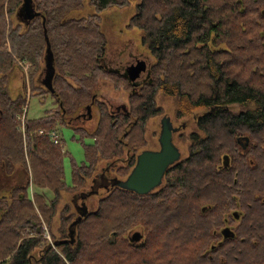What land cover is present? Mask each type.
Masks as SVG:
<instances>
[{
    "label": "trees",
    "instance_id": "16d2710c",
    "mask_svg": "<svg viewBox=\"0 0 264 264\" xmlns=\"http://www.w3.org/2000/svg\"><path fill=\"white\" fill-rule=\"evenodd\" d=\"M131 2L125 29L141 32L154 60L140 85L102 62L101 15ZM86 5L90 13L74 16ZM29 12L23 25L13 23ZM48 48L50 88L38 78ZM19 62L33 66L30 95L55 104L24 121V140L16 117L26 82L17 96L8 92ZM102 81L127 93L125 110L98 99ZM159 94L174 100L177 119L193 117L195 126L177 133L187 155L161 186L141 196L114 185L93 211L76 216L69 203L58 211L62 193L75 195L101 162L120 160L117 177L128 176L147 146V121L163 113ZM88 106L96 112L90 130L72 124ZM67 126L82 146L81 163L62 137L54 144L46 135ZM245 138L243 149L238 139ZM0 166H22L29 176L0 197V264H264V0H0ZM56 215L58 237L50 233ZM136 228L143 237L131 243Z\"/></svg>",
    "mask_w": 264,
    "mask_h": 264
},
{
    "label": "rangeland",
    "instance_id": "374dc122",
    "mask_svg": "<svg viewBox=\"0 0 264 264\" xmlns=\"http://www.w3.org/2000/svg\"><path fill=\"white\" fill-rule=\"evenodd\" d=\"M134 3L131 2L130 5L126 6L125 8H110L107 9L105 12L102 13V21L101 27L104 32V35L107 39V47L105 56L103 58V64L108 68L112 69L114 71H117L118 73L124 74L120 71V69H125V66L130 65L134 60H146L147 68L151 66L153 63V57L150 56L148 51L145 47L141 46L140 43V37L141 32L138 30H132L128 31L125 29L126 21L133 15L134 13ZM91 8H89L87 5L85 6V9L82 10L83 12H77L74 13V16H81L84 14H88L91 11ZM27 19L25 17H13V23L16 25V23H25ZM123 51L122 60L124 61L121 63L120 67H118L115 61H117L118 56L120 52ZM19 69L22 72V82L26 80L27 75L31 69L32 65H30L29 62H22L19 64ZM24 67H28L27 72H25ZM43 67V64H42ZM146 73H144L145 75ZM45 76V75H44ZM43 76L40 77V80ZM144 78V77H143ZM148 78V77H147ZM146 78V79H147ZM45 79V78H44ZM27 84L26 87V104L25 107H23V113L19 116L24 115V121H26L27 118H36L45 115L46 111L50 110L51 107H55L54 100L49 95H46L45 100H41L39 98V94H31L30 95V87L28 86V81H25ZM98 99L101 101H104L108 104L111 111L117 112L121 110H125L126 103H127V93L124 91H115L111 88L110 84L107 82L102 81L100 84L99 89H97ZM44 99V98H43ZM157 103L159 106H161L163 113L160 116H154L151 117L148 121L146 126V140H147V146L144 148V150L149 151H157L159 150V142L158 137L161 129V120L163 118H168L169 125L173 129L176 128L175 133L173 134V143L178 148L181 156L180 158H183L187 155V145L185 142H182L178 137L177 133L183 131L188 132L192 129H195V126L193 124V117L189 118H183V119H177L174 116V109H175V102L171 98H167L162 95L157 96ZM25 109V112H24ZM87 111L82 109L80 111V116L77 120H74L72 124L77 126H83L84 128H87L88 130L93 129L95 122H96V112L95 109H92L87 113V116L84 115L83 118L82 114H86ZM27 114V118L26 117ZM77 114V115H79ZM17 116V117H19ZM16 117V118H17ZM179 130H178V129ZM23 125L20 121V127L19 131L22 133V137L24 140V131H23ZM38 130L36 132L37 135H39ZM56 131V130H54ZM44 132V131H43ZM51 132V131H50ZM60 137L63 138L64 142V149L69 155H71L74 160L77 163H81L83 158V149L80 143L74 141L71 139L73 135L72 129L70 127H59V129L56 131ZM49 132L46 133L48 136ZM49 137V136H48ZM87 143H91L90 139L85 140ZM122 164L120 160H112L109 162H101L100 165L97 166V169L95 173L92 175L90 179H87V182L85 186L80 189L79 191L75 192L74 194H68L63 192L62 198L58 205V211L62 209V206H64L66 203H69L71 206V210H73L77 215L80 216L85 212L93 211L96 208V204L98 199L103 197L107 194V192L114 186L115 181H120L121 179H118L116 174V168L119 167ZM64 168H65V181L70 182V162L69 158L66 156L64 158ZM159 188V187H158ZM156 188V189H158ZM154 189V191L156 190ZM52 193L49 191H45V195H47L48 198H51ZM59 216L56 215L54 219L52 220L51 224V234H53L55 237H58V227H59ZM46 230V228H45ZM134 231L131 232H140L141 230L139 228L133 229ZM44 238L49 240L51 242V235L48 234L47 230L44 233Z\"/></svg>",
    "mask_w": 264,
    "mask_h": 264
},
{
    "label": "water",
    "instance_id": "95a60500",
    "mask_svg": "<svg viewBox=\"0 0 264 264\" xmlns=\"http://www.w3.org/2000/svg\"><path fill=\"white\" fill-rule=\"evenodd\" d=\"M25 7L29 9V2L27 1L24 4ZM30 11V9H29ZM21 12V11H19ZM31 12V11H30ZM29 12L28 16H32ZM18 13V12H17ZM24 17L23 16H19ZM28 18V17H27ZM25 18V19H27ZM45 50V60L44 64L46 65L45 81L44 86L47 88L51 87L50 81L54 74L52 56L50 51ZM146 64L142 60H136L134 63L125 71V75L128 80L132 83L137 84V81L142 79L144 73L147 71ZM88 113L90 111V106L87 107ZM168 118H163L161 122V129L159 133V150L149 151L142 150L136 157V162L130 173L126 178L120 181H115L114 185L119 186L126 191H132L137 195H147L154 191V189L161 186L165 173L168 168L171 167L174 163L178 162L180 159V152L178 148L173 143V131L169 125ZM246 139V144L248 139ZM224 157V162L226 161ZM224 164H227L226 162ZM87 212L83 213L86 214ZM227 228H224L222 234L224 237H228L224 232L227 231ZM231 232V231H230ZM142 233L134 232L129 235V240L131 243H138L142 240Z\"/></svg>",
    "mask_w": 264,
    "mask_h": 264
},
{
    "label": "crops",
    "instance_id": "0c3cea01",
    "mask_svg": "<svg viewBox=\"0 0 264 264\" xmlns=\"http://www.w3.org/2000/svg\"><path fill=\"white\" fill-rule=\"evenodd\" d=\"M19 17V16H18ZM20 18V17H19ZM45 63V62H44ZM43 63V69L42 72L40 74L39 78V83L41 85H44V75L46 73V65ZM42 77V79L40 80V77ZM22 72L19 69V67H15L11 72H10V76H9V81H8V87H9V94L11 97H15L18 95V93H22L21 91L23 90V82H22ZM39 98L43 101L44 99L42 98V96H39ZM53 108V107H51ZM88 113V112H87ZM86 114H82V117L87 116ZM44 116V115H43ZM41 117V116H40ZM40 117H36V118H27V114L26 117L29 120L32 119H37ZM12 171H4V168L2 166H0V197H4L7 196L8 193L10 192L11 189L17 187V186H22L25 185L27 181H29V176L27 174V172L25 170H23L22 166H15L13 169H11ZM35 191V189H33L32 186H30V194H32Z\"/></svg>",
    "mask_w": 264,
    "mask_h": 264
},
{
    "label": "flooded vegetation",
    "instance_id": "af4514ba",
    "mask_svg": "<svg viewBox=\"0 0 264 264\" xmlns=\"http://www.w3.org/2000/svg\"><path fill=\"white\" fill-rule=\"evenodd\" d=\"M19 16H22V14H21V13H19ZM24 17H25V18H27V17H28V14H25V15H24ZM123 53H124V52H123V51H121V52H120V54H119V56H118V59H117V61H115V62L117 63L116 65H117L118 67H120L121 63H123V62H124V61L122 60ZM137 59H139V58H137ZM137 59H136V60H137ZM136 60H134V61L136 62ZM134 61H133V62H132L130 65H128V66H125V69H122V70L120 69V71H121V72H123V71L125 72V71H126V69H128V68H129V67H130V66H131V65L134 63ZM142 61H144V62H145V64H146V66H148V65H147V63H148V62H147L146 60H144V59H143ZM119 64H120V65H119ZM146 68H147V67H146ZM149 69H150V66L147 68V71L145 72L146 74L143 76L144 78H142V79L138 80V81H137V84H135V85H140L141 83H143V81H145V80H146V78L148 77V72H149ZM124 72H123V73H124ZM133 84H134V83H133ZM78 118H79V116L77 117V119H78ZM162 119H163V117H162ZM161 122H162V120H161ZM170 127H171V125H170ZM171 129H172V131H173V134H174V133H175V130H176V128H175V129H173V128L171 127ZM177 129H178V128H177ZM178 130H179V129H178ZM242 141H243V139H242V140H241V139H239V140H238V143H239V146H240L241 148H243V149H244V147H246V145H247V144H246V142H245V143H243ZM226 158H227V157H226ZM180 159H181V158H180ZM180 159H179V160H180ZM225 162H226L227 164H224ZM225 162H223V165L227 166V165H228V159H226V161H225ZM227 229H228V230H227V231H225L224 233H225V234H227V235H229V234H230V229H229V228H227Z\"/></svg>",
    "mask_w": 264,
    "mask_h": 264
},
{
    "label": "built area",
    "instance_id": "2783aa9c",
    "mask_svg": "<svg viewBox=\"0 0 264 264\" xmlns=\"http://www.w3.org/2000/svg\"><path fill=\"white\" fill-rule=\"evenodd\" d=\"M21 63L22 62H19V64H21ZM27 69H28V67H24L25 72H27ZM29 73H30V71H29ZM29 73H28V75H29ZM28 75H27V78H25L26 79L25 81H28ZM28 86H29V84H28ZM26 87H27V84H26ZM24 112H25V109H24ZM23 117H24V115L19 116L17 118L20 119V121H21V123L23 125V129H25L24 118ZM38 134L42 135V134H44V132L43 131H39ZM48 136H49L50 140L52 141V143H54V144H58L59 143L60 139H59V135H58V133L56 131L52 130L51 132H49Z\"/></svg>",
    "mask_w": 264,
    "mask_h": 264
},
{
    "label": "bare ground",
    "instance_id": "6f19581e",
    "mask_svg": "<svg viewBox=\"0 0 264 264\" xmlns=\"http://www.w3.org/2000/svg\"><path fill=\"white\" fill-rule=\"evenodd\" d=\"M239 140V139H238ZM224 157H226V156H224ZM224 157H223V159H224ZM223 162H224V160H223ZM134 233V232H133Z\"/></svg>",
    "mask_w": 264,
    "mask_h": 264
}]
</instances>
